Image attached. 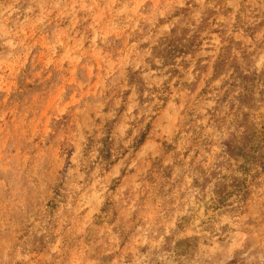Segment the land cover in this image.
I'll return each instance as SVG.
<instances>
[{"label":"rangeland","instance_id":"374dc122","mask_svg":"<svg viewBox=\"0 0 264 264\" xmlns=\"http://www.w3.org/2000/svg\"><path fill=\"white\" fill-rule=\"evenodd\" d=\"M0 264H264V0H0Z\"/></svg>","mask_w":264,"mask_h":264}]
</instances>
